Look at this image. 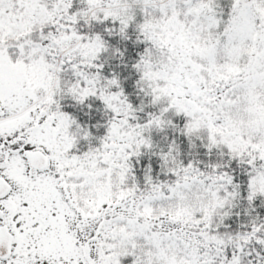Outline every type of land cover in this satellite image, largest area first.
<instances>
[{
	"label": "snow or ice",
	"instance_id": "obj_1",
	"mask_svg": "<svg viewBox=\"0 0 264 264\" xmlns=\"http://www.w3.org/2000/svg\"><path fill=\"white\" fill-rule=\"evenodd\" d=\"M0 264H264V0H0Z\"/></svg>",
	"mask_w": 264,
	"mask_h": 264
}]
</instances>
